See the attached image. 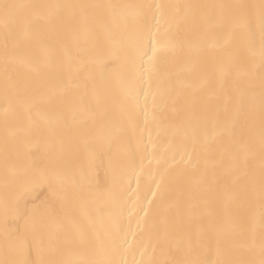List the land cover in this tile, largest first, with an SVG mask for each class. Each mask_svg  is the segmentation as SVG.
Here are the masks:
<instances>
[{
	"label": "bare ground",
	"instance_id": "bare-ground-1",
	"mask_svg": "<svg viewBox=\"0 0 264 264\" xmlns=\"http://www.w3.org/2000/svg\"><path fill=\"white\" fill-rule=\"evenodd\" d=\"M3 3L45 7L0 24V260L258 264L262 0Z\"/></svg>",
	"mask_w": 264,
	"mask_h": 264
},
{
	"label": "snow or ice",
	"instance_id": "snow-or-ice-1",
	"mask_svg": "<svg viewBox=\"0 0 264 264\" xmlns=\"http://www.w3.org/2000/svg\"><path fill=\"white\" fill-rule=\"evenodd\" d=\"M45 7L41 5H25V4H15V3H3L0 4V24L3 26V40L5 48H7L9 40H14L18 36H22L27 34L31 27V18L29 15L23 12L25 9L30 8H40ZM159 8L160 6L157 5ZM247 20L245 18H241L240 26L247 27ZM260 27L262 35H264V0L261 3V11H260ZM262 50H264V42H262ZM144 55H148L144 53ZM156 55L155 47L152 48V55L148 56V60L150 65L154 62ZM262 106H264V97H262ZM55 177H49L48 175L36 172L33 176L34 184H48L50 187L52 186V180ZM261 209L262 213H264V173L261 176ZM5 213L7 214V206H5ZM39 213V209H33L31 213H25V215H37ZM30 242H35L37 245L42 243V236L38 231H31L30 233H25L20 236H16L9 244L7 245L8 250L12 251H24L27 249ZM53 254H55V249L53 250ZM0 264H29L27 260L24 261H9V260H0ZM44 264H60L55 258L49 259ZM103 264H114L112 261L103 262ZM182 264H202L201 261L198 260H186L183 261ZM219 264H232V262L224 261L219 262ZM240 264H256V261H243ZM258 264H264V241L261 244V259Z\"/></svg>",
	"mask_w": 264,
	"mask_h": 264
}]
</instances>
